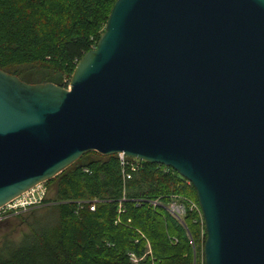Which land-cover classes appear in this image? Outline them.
<instances>
[{
	"label": "water",
	"instance_id": "1",
	"mask_svg": "<svg viewBox=\"0 0 264 264\" xmlns=\"http://www.w3.org/2000/svg\"><path fill=\"white\" fill-rule=\"evenodd\" d=\"M91 151L188 179L206 264H264V0H117L69 87L0 67V209Z\"/></svg>",
	"mask_w": 264,
	"mask_h": 264
},
{
	"label": "trees",
	"instance_id": "2",
	"mask_svg": "<svg viewBox=\"0 0 264 264\" xmlns=\"http://www.w3.org/2000/svg\"><path fill=\"white\" fill-rule=\"evenodd\" d=\"M116 1L0 0V67L30 83L69 87ZM45 185L46 205L16 215L23 236L0 240V264H194L195 251L206 264L197 191L171 167L141 160L125 178L118 154L91 151ZM158 198L196 199L199 209L187 207L182 222L149 201Z\"/></svg>",
	"mask_w": 264,
	"mask_h": 264
},
{
	"label": "built area",
	"instance_id": "3",
	"mask_svg": "<svg viewBox=\"0 0 264 264\" xmlns=\"http://www.w3.org/2000/svg\"><path fill=\"white\" fill-rule=\"evenodd\" d=\"M118 156L123 166V174L125 178H131L133 172L137 171L138 168L140 167L141 160L137 158L128 157L123 153H119ZM46 195H47V187L44 186L43 183H41L35 186L34 188L28 190L27 192L23 193L21 196L8 203L6 206H8L9 208H13L15 210L20 208V210L17 211L14 210L13 213H18L22 211L23 208H27V207L29 208L40 207L46 205V203H44V199ZM149 201L155 205H159L166 208L169 212H171L176 218H178L182 222H183V217L187 212V207H189L191 210L199 209L198 204L191 199H186V202L173 200L168 204L164 203L162 200H160V198ZM95 203L96 201H92L91 209L95 208ZM133 259L134 261L137 260L134 256ZM194 264H197L196 251L194 253Z\"/></svg>",
	"mask_w": 264,
	"mask_h": 264
},
{
	"label": "rangeland",
	"instance_id": "4",
	"mask_svg": "<svg viewBox=\"0 0 264 264\" xmlns=\"http://www.w3.org/2000/svg\"><path fill=\"white\" fill-rule=\"evenodd\" d=\"M44 186L45 183H43ZM47 195H52V192H49L47 189ZM46 195V197H47ZM196 201V199H194ZM16 203V201H15ZM13 203V204H15ZM19 204V203H18ZM13 208H9L8 206H4L0 209V240L4 238L5 235H9L11 238L14 239H20L23 236L24 231L26 230L25 226H17V221L19 220L18 217H16L17 214L26 212L30 210L31 208H23L22 211L18 213H8ZM15 210V209H13ZM20 210L16 209L15 211ZM26 214V213H24Z\"/></svg>",
	"mask_w": 264,
	"mask_h": 264
}]
</instances>
